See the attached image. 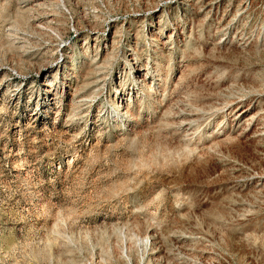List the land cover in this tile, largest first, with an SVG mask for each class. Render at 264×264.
<instances>
[{
    "label": "rangeland",
    "instance_id": "1",
    "mask_svg": "<svg viewBox=\"0 0 264 264\" xmlns=\"http://www.w3.org/2000/svg\"><path fill=\"white\" fill-rule=\"evenodd\" d=\"M0 264H264V0H0Z\"/></svg>",
    "mask_w": 264,
    "mask_h": 264
},
{
    "label": "bare ground",
    "instance_id": "2",
    "mask_svg": "<svg viewBox=\"0 0 264 264\" xmlns=\"http://www.w3.org/2000/svg\"><path fill=\"white\" fill-rule=\"evenodd\" d=\"M211 3V2H210ZM207 4V3H206ZM209 11V10H208ZM104 62V61H103ZM48 85H50L49 83H48ZM254 114V113H253ZM183 117V116H182ZM252 118V117H251ZM245 121V120H244Z\"/></svg>",
    "mask_w": 264,
    "mask_h": 264
}]
</instances>
